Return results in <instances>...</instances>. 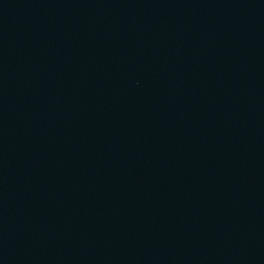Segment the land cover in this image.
Wrapping results in <instances>:
<instances>
[{"label":"water","instance_id":"water-1","mask_svg":"<svg viewBox=\"0 0 264 264\" xmlns=\"http://www.w3.org/2000/svg\"><path fill=\"white\" fill-rule=\"evenodd\" d=\"M0 103L133 192L264 249V0H0Z\"/></svg>","mask_w":264,"mask_h":264}]
</instances>
